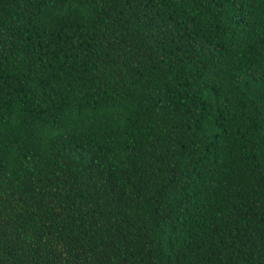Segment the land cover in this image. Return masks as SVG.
<instances>
[{
  "label": "trees",
  "instance_id": "1",
  "mask_svg": "<svg viewBox=\"0 0 264 264\" xmlns=\"http://www.w3.org/2000/svg\"><path fill=\"white\" fill-rule=\"evenodd\" d=\"M0 264H264V0H0Z\"/></svg>",
  "mask_w": 264,
  "mask_h": 264
}]
</instances>
